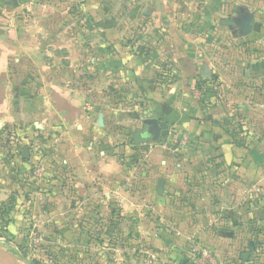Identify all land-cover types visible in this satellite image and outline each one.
Returning <instances> with one entry per match:
<instances>
[{"label":"crops","instance_id":"0c3cea01","mask_svg":"<svg viewBox=\"0 0 264 264\" xmlns=\"http://www.w3.org/2000/svg\"><path fill=\"white\" fill-rule=\"evenodd\" d=\"M34 1L36 0H17L14 6L6 3V0H0V3L9 11V8L21 9L22 5H30ZM39 1L49 5L55 2ZM69 1L63 0L64 3ZM72 1H88L90 10L96 9L98 2ZM132 1V4L129 3L132 10L141 9V15L134 20L130 19L132 12L125 16L120 14L121 18L116 20L106 19L116 25L120 20L121 24L117 29L107 28V38L113 41L119 35L129 36L138 28L130 29L128 21H131V26L135 24V20L139 21V27L148 18V15L142 12L143 9L151 10L154 16L148 18L151 20L150 25L145 24V28L138 30L143 33V37L150 40L156 54L163 55L168 51L174 53L170 60L177 68L179 76L183 77L182 81L191 78L189 82L193 84V77L199 72L205 77H218L220 91L217 93L209 89L206 93L208 105L193 101L185 113L176 114L180 118L176 126L183 127L191 136L189 147L187 150H179L166 143L156 144L141 164L138 161L117 159L112 148V126H109L107 118L84 115L82 105L75 99V95L60 87L61 89L53 91L52 94L48 93L44 99L39 98L35 102L36 105L41 104V112L45 118L41 123L42 131L48 133L54 125H57L60 131L57 141L49 145L53 159L48 162L39 155L33 156L31 150L29 156L23 154L25 159L21 161L15 158H0V200H5L11 194L12 181L15 179L12 174L18 172L19 168L30 171L34 165L40 163L44 167L51 166L45 173L47 181L43 187H46V190L44 189L42 197L46 206H43L45 209H42V212H45L46 217L56 214L65 243L89 242L92 228L98 224V219L102 225L108 226L110 206L114 199H117L123 215L120 228L125 235L128 231H134L140 240L160 247L161 251H171V256H175L179 251L176 245L184 244L193 236L189 235L191 231H187L192 225L189 223L193 222L190 214L199 213L198 216H201L200 213L216 211V197L219 199L230 194L233 199L240 198L247 191L255 193L251 196H259L258 193L263 189L264 172L260 167L262 161L258 158L257 134L259 125L264 129V0ZM247 11L261 23V30L242 36L238 28L239 39L235 40L236 46L233 45V48L229 49L234 55H242L240 60L235 58V61L226 62L223 69L217 68L214 65L216 52L210 51L209 42L220 38L217 47L225 48V37L229 36L228 33H233V30L221 27L219 22L226 23L232 12H236L234 17H237ZM90 15L96 16L95 20L97 19L96 13L91 11ZM43 17L44 15H41L39 19L44 20ZM27 20L37 19L27 13L15 16L11 11L0 15V24L4 25L3 30H0V114L9 108L11 68L19 71L38 69L44 77V83H65L61 76L53 77L48 73L50 68L45 61L46 49L42 43H38V39L42 40V35L46 32L28 29ZM159 21L161 26L157 27ZM153 23L155 28L151 29ZM184 27L186 29H182ZM40 31L42 32L39 33ZM66 32L67 30L60 31L58 40H62V35L67 39L71 35L75 40V32L70 35ZM162 36L167 37L165 42L159 40ZM176 36H182L185 42L183 39L181 43L173 41L172 38ZM240 37L248 39L239 45L243 41ZM63 45L73 52L76 49L75 44L69 47L65 42ZM242 100L244 102H241ZM243 115L249 116V124L244 127L247 130L243 132L249 135L242 145L233 132L240 133L243 128L234 127L232 131L219 121L223 116H233L238 120ZM1 146L0 143V150ZM33 149L38 151L36 143ZM142 165L146 170L139 172ZM202 167L210 173L214 171V175H210L213 177L210 183L200 185L201 181H205L200 179L199 185L193 187L195 183L189 187L191 179L187 173H192L193 178L197 171L203 170ZM12 168L15 171H11ZM31 176L29 173V179ZM161 178L165 180L163 195L158 194ZM14 184L17 185L16 182ZM53 184L57 185L54 187ZM221 205L224 208L230 207L226 202ZM30 207L31 213H37L35 207H39L33 201H29L28 208ZM51 219H54L53 215ZM225 231L221 230L222 235L234 236L233 231L232 236L225 234ZM200 234L205 235L204 237L212 243H221L211 230L207 233H204V230L197 232V235ZM208 236H211L210 239Z\"/></svg>","mask_w":264,"mask_h":264},{"label":"rangeland","instance_id":"374dc122","mask_svg":"<svg viewBox=\"0 0 264 264\" xmlns=\"http://www.w3.org/2000/svg\"><path fill=\"white\" fill-rule=\"evenodd\" d=\"M52 1L55 2L49 5L36 0L30 5H22L21 9H8L15 16L19 13L36 16L37 20L26 21L27 28L46 32L42 35V40L38 39V43H42L46 49L45 61L50 68L48 73L53 77L61 76L65 80V86L58 82L44 83V77L40 75L41 71L38 69L19 71L11 68L9 108L0 114L2 144L0 158H15L21 161L25 159L24 148L29 147L33 156L39 155L48 162L53 159L49 145L57 141L60 131L57 125L48 133L42 131L41 123L45 118L41 112V104L36 105L35 102L61 88L75 95V99L82 105L84 115L107 118L109 126H112V148L117 159L138 161L141 164L156 144L166 143L175 148L173 139L176 132H187L183 127L176 126L180 119L176 114L185 113L193 101L208 105L206 93L210 90L217 93L220 91L218 77L214 75L205 77L199 72L193 77L195 78L193 84L189 82L191 78L187 80L188 82L182 81L183 77L179 76L177 68L170 60L174 53L168 51L163 55L156 54L153 44L138 30L145 28V24L150 25L151 20L148 18L154 16L151 10L143 9L142 12L148 15V18L139 27V21L135 20L133 26L131 21H128L130 29L138 28L129 36L119 35L113 41L107 38L105 30L113 27L117 29L121 24L120 20L116 25L107 22L106 19L116 20L121 18L120 14L125 16L132 12L130 19L134 20L141 15V9L132 10L129 5L132 4V0H98L97 8L91 10L88 1L70 0L68 3H64L63 0ZM9 11L0 3V15ZM91 11L97 14L96 20V16L91 17ZM41 15H44V20L39 19ZM235 15L236 12H232L226 23L219 22L221 27L233 30V33H228L229 36L225 37V48L217 47L220 38L209 42L210 51L216 52L214 65L217 68H222L226 62L235 61V58L239 61L242 56L230 53L229 49L233 48V45L236 46L235 40L239 39L238 27L232 22ZM160 18L158 20L161 21ZM160 21L157 27L161 26ZM3 26L0 24V30H3ZM150 28H155L154 23ZM64 30H67L68 35L75 32V40L71 35L69 39L62 35V40H58V34ZM166 39L164 36L159 38L161 42H165ZM181 39L184 40L182 36L172 38L179 43ZM247 39L242 37L243 41L242 43L238 41L239 45ZM65 42L69 47L75 44V51L63 47ZM246 92L248 93V90ZM149 118L168 121L169 135L161 137L157 142L150 137L134 142L133 138L145 131V120ZM219 122L232 131L234 127L241 126L242 131L233 134L242 145L244 144L249 135L243 133L247 130L244 127L249 124L248 115H243L238 120L233 116H223ZM259 128L257 151L258 158L261 159L259 161H262L260 167L264 172V129L261 125ZM35 143L38 151L33 149ZM7 166L9 167L8 163ZM50 167H44L40 163L34 165L30 171L19 168L18 172L12 174L15 179L12 181L11 194L5 200H0V255H15L21 264H264V186L258 193L259 196H251L255 193L247 191L240 198L233 199L230 194L219 199L216 197L214 199L218 206L216 211L203 212L200 213L201 216H198L199 213L190 214L193 222L189 223L192 225L187 231H191L189 235L193 236L184 244L176 245L179 251L175 256H171V251H161L160 247L140 240L134 231L124 234L120 228L123 215L117 199H114L110 206L108 226L102 225L98 219V224L92 228L89 242L65 243L57 224L56 214H51L54 217L51 219V215L46 217L45 212H42L46 204L42 197L44 189L46 190L43 184L47 181L45 173ZM13 168L11 171H15ZM202 169L204 171L199 170L198 174L195 173L193 177L195 180H192V173H187L191 179L189 187L195 183L193 187L199 185L200 179L205 180L201 181L200 185L210 183L214 171L210 173L204 167ZM141 170H146V167L140 166L139 172ZM29 173L32 174L31 179ZM56 185L53 184L54 187ZM29 201H33L39 207H35L37 213H31L32 207L28 208ZM223 202L228 203L230 207H222ZM103 218L104 216L101 217ZM130 221L134 222L132 218ZM110 225L113 227L109 228ZM202 230L204 233L211 230L221 243H212L204 237L205 235H197V232ZM221 230L233 231L234 236H224ZM33 231L36 232V236L33 235ZM208 237L210 239L211 236ZM192 241L200 244L208 252L207 256L201 253L191 254L189 245ZM251 241L254 243V249L250 245ZM16 242L20 245L18 246ZM244 254H249L248 258L245 259Z\"/></svg>","mask_w":264,"mask_h":264},{"label":"water","instance_id":"95a60500","mask_svg":"<svg viewBox=\"0 0 264 264\" xmlns=\"http://www.w3.org/2000/svg\"><path fill=\"white\" fill-rule=\"evenodd\" d=\"M17 4V0H14ZM233 23L239 28V32L242 36H248L252 32H259L261 30V23L255 20V16L247 11L244 14L234 17L232 19ZM146 129L142 133L144 136H152L154 141H158L163 136L169 135V123L166 120H159L158 118H149L145 120ZM1 126V124H0ZM23 154L29 156L30 149L26 147L23 151ZM165 180L161 178L158 184V194L163 195ZM228 235L232 236L233 232L229 231ZM250 245L252 249L255 248L254 243L251 241ZM249 254H244V258H248ZM21 264L19 258L12 254H3L0 255V264Z\"/></svg>","mask_w":264,"mask_h":264},{"label":"built area","instance_id":"2783aa9c","mask_svg":"<svg viewBox=\"0 0 264 264\" xmlns=\"http://www.w3.org/2000/svg\"><path fill=\"white\" fill-rule=\"evenodd\" d=\"M173 142L176 149L187 150L191 143V136L187 132L177 131ZM32 233L34 236H36V232L33 231ZM191 243L192 244L189 245L191 254L195 255L201 253L203 256H207L208 252L203 247H201L200 244L194 243L193 241Z\"/></svg>","mask_w":264,"mask_h":264},{"label":"trees","instance_id":"16d2710c","mask_svg":"<svg viewBox=\"0 0 264 264\" xmlns=\"http://www.w3.org/2000/svg\"><path fill=\"white\" fill-rule=\"evenodd\" d=\"M6 3H8L9 5H11V6H14V1L13 0H6ZM233 22V21H232ZM141 138H143L142 136H141V134H139V135H137V136H135L134 138H133V141L135 142V141H137V140H139V139H141ZM143 140V139H142ZM8 221H10V218H8ZM26 241L27 242H29V240L26 238ZM16 244L19 246L20 244H19V242H16ZM22 248V247H21Z\"/></svg>","mask_w":264,"mask_h":264},{"label":"flooded vegetation","instance_id":"af4514ba","mask_svg":"<svg viewBox=\"0 0 264 264\" xmlns=\"http://www.w3.org/2000/svg\"><path fill=\"white\" fill-rule=\"evenodd\" d=\"M141 136H142L143 138H146V137H150V138H152V136H149V135L144 136L142 133H141ZM228 232H229V231H225L224 233L227 234Z\"/></svg>","mask_w":264,"mask_h":264}]
</instances>
